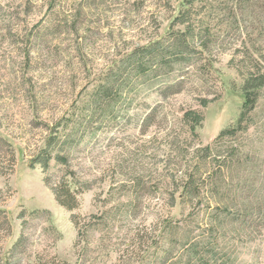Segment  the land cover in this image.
I'll return each instance as SVG.
<instances>
[{
  "label": "rangeland",
  "instance_id": "1",
  "mask_svg": "<svg viewBox=\"0 0 264 264\" xmlns=\"http://www.w3.org/2000/svg\"><path fill=\"white\" fill-rule=\"evenodd\" d=\"M57 2L55 13L48 0H0V264H174L162 261V250L177 257L181 241L162 234V221L190 230L198 224L197 211L177 200L170 207L171 190L158 199L131 187L150 173L157 180L172 172L173 145L166 135L173 124L159 121L142 133L138 122H98L93 134L80 138L70 154L73 179L83 189L73 211L82 218L79 238L71 212L57 204L44 182L46 176L60 179L64 168L51 161L45 173L29 164L60 117L80 116L94 80L111 61L163 36L174 12L161 7L164 0ZM240 46L234 41L214 54L217 72H183V91L162 104L180 116L200 109V99L211 100L201 109L202 145L239 114L242 80L235 66L241 53L235 50ZM159 101L154 91H142L132 108L144 112ZM257 112L264 157V91ZM237 241L223 264H264V231L254 241Z\"/></svg>",
  "mask_w": 264,
  "mask_h": 264
},
{
  "label": "trees",
  "instance_id": "2",
  "mask_svg": "<svg viewBox=\"0 0 264 264\" xmlns=\"http://www.w3.org/2000/svg\"><path fill=\"white\" fill-rule=\"evenodd\" d=\"M55 2L48 0L50 12L59 6ZM175 3L164 0L161 5L174 12L167 32L111 61L94 80L89 101L79 110L80 116L72 113L60 117L29 164L40 166L45 173L51 161L64 168L60 179L53 181L46 176L44 182L57 204L71 212L70 222L79 238L82 218L73 211L83 189L73 179L70 154L80 144V138L93 134L98 122H138L142 133L159 121L173 124L174 128L166 135L173 145L172 172L157 180L150 173L146 181L136 179V185L131 187H142L147 195L158 199L171 190L170 207L177 200L197 211L194 219L199 220L198 224L194 223L196 227L190 230L187 225L171 227L169 220L162 221V234L181 241L177 257L169 249L162 250L164 263L173 260L174 264H178L176 261L223 264V256L229 262L233 255L237 239L251 242L264 231V157L263 143L258 137L261 125L257 121L258 103L264 91V0H175ZM238 40L241 49H236L235 55L241 56L235 69L242 80L243 103L236 120L211 143L202 145L197 134L204 120L201 109L211 100L200 99V109L180 111V116L166 111L162 104L183 91V72L190 69L200 74L217 72L212 64L214 54ZM142 91H154L160 101L144 112L134 111L132 105ZM72 120L75 126L68 131L66 126ZM136 236L140 243V235Z\"/></svg>",
  "mask_w": 264,
  "mask_h": 264
}]
</instances>
